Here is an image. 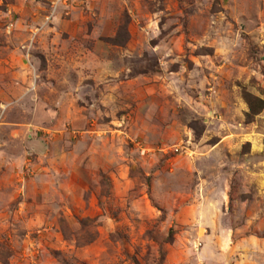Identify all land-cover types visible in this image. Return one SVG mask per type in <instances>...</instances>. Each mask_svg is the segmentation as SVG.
Here are the masks:
<instances>
[{
  "label": "rangeland",
  "instance_id": "374dc122",
  "mask_svg": "<svg viewBox=\"0 0 264 264\" xmlns=\"http://www.w3.org/2000/svg\"><path fill=\"white\" fill-rule=\"evenodd\" d=\"M264 264V0H0V264Z\"/></svg>",
  "mask_w": 264,
  "mask_h": 264
},
{
  "label": "trees",
  "instance_id": "16d2710c",
  "mask_svg": "<svg viewBox=\"0 0 264 264\" xmlns=\"http://www.w3.org/2000/svg\"><path fill=\"white\" fill-rule=\"evenodd\" d=\"M161 261H162V258H161V254H160L159 258H158V261H157V264H159Z\"/></svg>",
  "mask_w": 264,
  "mask_h": 264
}]
</instances>
